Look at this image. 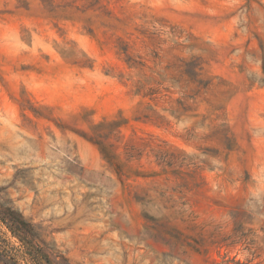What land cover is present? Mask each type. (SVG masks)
Returning <instances> with one entry per match:
<instances>
[{
    "label": "rangeland",
    "instance_id": "rangeland-1",
    "mask_svg": "<svg viewBox=\"0 0 264 264\" xmlns=\"http://www.w3.org/2000/svg\"><path fill=\"white\" fill-rule=\"evenodd\" d=\"M0 202L17 264H264V0H0Z\"/></svg>",
    "mask_w": 264,
    "mask_h": 264
},
{
    "label": "trees",
    "instance_id": "trees-1",
    "mask_svg": "<svg viewBox=\"0 0 264 264\" xmlns=\"http://www.w3.org/2000/svg\"><path fill=\"white\" fill-rule=\"evenodd\" d=\"M0 221L21 241L24 243L31 242V244L34 245V241L37 237L33 230V225L14 207L0 202ZM14 259L15 258L11 257L0 245V261L7 264H17V260Z\"/></svg>",
    "mask_w": 264,
    "mask_h": 264
}]
</instances>
